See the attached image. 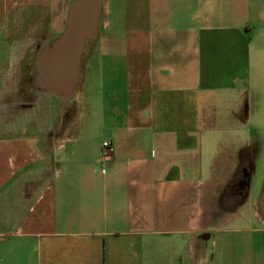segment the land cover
<instances>
[{
  "label": "crops",
  "instance_id": "1",
  "mask_svg": "<svg viewBox=\"0 0 264 264\" xmlns=\"http://www.w3.org/2000/svg\"><path fill=\"white\" fill-rule=\"evenodd\" d=\"M73 1L0 0V264H264V0H101L66 102Z\"/></svg>",
  "mask_w": 264,
  "mask_h": 264
},
{
  "label": "water",
  "instance_id": "2",
  "mask_svg": "<svg viewBox=\"0 0 264 264\" xmlns=\"http://www.w3.org/2000/svg\"><path fill=\"white\" fill-rule=\"evenodd\" d=\"M101 0H74L65 31L37 58L36 89L63 101L75 96L85 43L96 32Z\"/></svg>",
  "mask_w": 264,
  "mask_h": 264
},
{
  "label": "rangeland",
  "instance_id": "3",
  "mask_svg": "<svg viewBox=\"0 0 264 264\" xmlns=\"http://www.w3.org/2000/svg\"><path fill=\"white\" fill-rule=\"evenodd\" d=\"M23 73V72H22ZM21 75V74H20ZM36 80H37V75H36V77L35 78H32V83L33 82H35L36 83ZM24 82H26V80L25 81H23V76H22V87H25V83ZM26 84H27V82H26ZM42 93V92H41ZM237 178H235V180H236ZM255 179H257V178H255ZM259 180H261L262 178H258ZM254 187H255V183H254ZM232 188V187H231ZM232 197H231V199L229 200V199H224V198H222L221 199V207H223L224 205H226V206H228L229 205V203L230 204H233V202H235V199H236V201H241V199H239V196L236 198L235 196H233V195H231ZM249 205L247 204L246 205V207H248Z\"/></svg>",
  "mask_w": 264,
  "mask_h": 264
},
{
  "label": "built area",
  "instance_id": "4",
  "mask_svg": "<svg viewBox=\"0 0 264 264\" xmlns=\"http://www.w3.org/2000/svg\"><path fill=\"white\" fill-rule=\"evenodd\" d=\"M102 145L105 150L111 149V142L109 140H105Z\"/></svg>",
  "mask_w": 264,
  "mask_h": 264
}]
</instances>
